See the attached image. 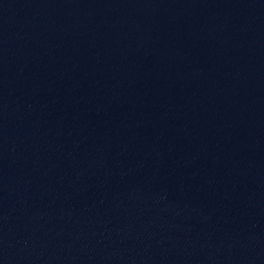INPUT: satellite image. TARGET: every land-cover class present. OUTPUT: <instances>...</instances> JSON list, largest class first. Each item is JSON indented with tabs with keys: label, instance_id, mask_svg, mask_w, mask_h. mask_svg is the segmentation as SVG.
Listing matches in <instances>:
<instances>
[{
	"label": "water",
	"instance_id": "obj_1",
	"mask_svg": "<svg viewBox=\"0 0 264 264\" xmlns=\"http://www.w3.org/2000/svg\"><path fill=\"white\" fill-rule=\"evenodd\" d=\"M0 264H264V0H0Z\"/></svg>",
	"mask_w": 264,
	"mask_h": 264
}]
</instances>
